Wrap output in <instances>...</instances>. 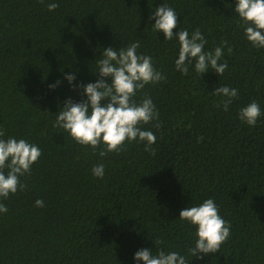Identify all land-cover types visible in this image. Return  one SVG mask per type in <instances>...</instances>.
Wrapping results in <instances>:
<instances>
[{
    "label": "trees",
    "instance_id": "obj_1",
    "mask_svg": "<svg viewBox=\"0 0 264 264\" xmlns=\"http://www.w3.org/2000/svg\"><path fill=\"white\" fill-rule=\"evenodd\" d=\"M48 2L0 0V128L42 153L20 178L25 190L4 201L0 264H134V253L155 241L190 260L194 229L176 219L208 198L230 237L191 264H264V115L255 127L238 119L252 101L264 113V49L244 38L233 0H54L52 12ZM162 3L174 8L178 26L201 31L205 50L228 42L222 76L175 70L174 42L148 23ZM135 40L166 77L134 97L150 96L159 113L144 126L156 135L154 152L133 142L101 157V147H82L52 127L66 99L81 100L64 75L95 82L99 50ZM219 86L238 90L227 111L213 94ZM97 164L102 179L91 174Z\"/></svg>",
    "mask_w": 264,
    "mask_h": 264
},
{
    "label": "clouds",
    "instance_id": "obj_2",
    "mask_svg": "<svg viewBox=\"0 0 264 264\" xmlns=\"http://www.w3.org/2000/svg\"><path fill=\"white\" fill-rule=\"evenodd\" d=\"M43 3L44 0H41ZM235 17L243 29L246 41L256 49H264V0H233ZM58 3L49 0L47 9L54 11ZM178 16L173 7L166 3L157 6L148 18L150 31L162 34L164 41H173L174 67L182 76L190 71L202 76L209 71L222 76L228 64L221 62L225 49L231 53L227 41L211 50H205L208 41L199 29L189 32L177 24ZM154 21V23H152ZM175 30V32H174ZM139 40L124 47H106L99 50L95 57L91 73L98 77L95 82L75 84L76 75L72 72L64 75L70 88L79 90L81 100H65L54 115L52 127L63 130L68 138L82 147L94 151L101 147L99 155L116 152L125 143L143 144L145 151L154 152L156 135L144 128L158 121L159 113L150 96L135 100L146 86L156 85L165 80V75L157 67L151 55L139 52ZM60 81L49 85L58 87ZM213 94L222 98L223 110L238 97V90L229 86H219ZM107 101L106 103H102ZM264 113L256 101H252L238 111L239 121L255 127ZM159 128V123L155 124ZM40 148L24 138L9 136L0 128V216L7 214L4 201L27 187L20 178L30 173L32 166L39 160ZM94 178L102 179L105 166L97 164L91 169ZM37 208L44 206V201L34 202ZM183 224L194 229V243L188 252L190 260L179 251L157 248H140L132 259L134 264H191L193 258L202 259L219 251L221 245L230 237L231 225L219 214V206L213 198H208L194 205H187L179 211L178 218Z\"/></svg>",
    "mask_w": 264,
    "mask_h": 264
}]
</instances>
